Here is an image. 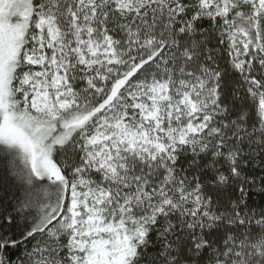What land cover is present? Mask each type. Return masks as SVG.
I'll list each match as a JSON object with an SVG mask.
<instances>
[{
  "label": "snow or ice",
  "instance_id": "snow-or-ice-1",
  "mask_svg": "<svg viewBox=\"0 0 264 264\" xmlns=\"http://www.w3.org/2000/svg\"><path fill=\"white\" fill-rule=\"evenodd\" d=\"M0 264H264V0H0Z\"/></svg>",
  "mask_w": 264,
  "mask_h": 264
}]
</instances>
